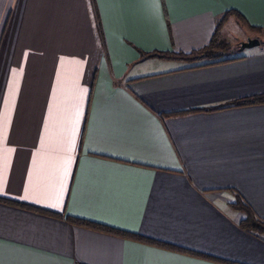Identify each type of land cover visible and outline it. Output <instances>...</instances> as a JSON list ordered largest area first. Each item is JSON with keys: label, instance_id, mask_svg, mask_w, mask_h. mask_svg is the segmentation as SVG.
Instances as JSON below:
<instances>
[{"label": "crops", "instance_id": "1", "mask_svg": "<svg viewBox=\"0 0 264 264\" xmlns=\"http://www.w3.org/2000/svg\"><path fill=\"white\" fill-rule=\"evenodd\" d=\"M248 26L264 0H0V264H222L68 218L264 264L231 206L264 220V105L177 114L264 93V46L208 65L143 55L234 49Z\"/></svg>", "mask_w": 264, "mask_h": 264}, {"label": "trees", "instance_id": "2", "mask_svg": "<svg viewBox=\"0 0 264 264\" xmlns=\"http://www.w3.org/2000/svg\"><path fill=\"white\" fill-rule=\"evenodd\" d=\"M230 17H236L238 20L243 21L244 19L237 11H228L226 12L223 22H227ZM249 29L257 34H264V28L260 27H252L248 26ZM239 49V48H238ZM236 51L232 49L231 44L227 43L225 40H221L219 38L214 37L213 41L206 46L205 48L201 50H196L191 53H183V52H172V53H149V54H143L144 58H152V57H158L160 59L164 60H177V61H183L189 64H217V63H223V62H229L232 60H236L239 58H233V54H235ZM240 51L238 52V54ZM204 61H207L204 63ZM258 105H264V93L245 97L240 100H236L234 102H230L222 107H214V108H206V109H199V110H186L182 112H178V115H185L189 113L194 112H214L220 109L225 108H236V107H248V106H258ZM232 208H234L237 211H240L244 214V220L241 222L242 228L244 230L252 232L258 236H264V220L257 217L255 211L243 200L240 199V197H236L235 201L231 204ZM68 221L75 224L80 225L83 227H86L91 230L104 232L107 234H111L114 236L122 237L128 240H132L135 242H139L142 244L174 251L177 253L194 256L198 258H203L205 260L214 261L222 264H231L228 262H223L216 260L214 258L203 256L200 254H197L192 251L183 250L174 246H171L169 244L155 241L149 238H145L139 235H134L131 233L115 230L106 226L97 225L94 223L81 221L77 219L68 218Z\"/></svg>", "mask_w": 264, "mask_h": 264}, {"label": "rangeland", "instance_id": "3", "mask_svg": "<svg viewBox=\"0 0 264 264\" xmlns=\"http://www.w3.org/2000/svg\"><path fill=\"white\" fill-rule=\"evenodd\" d=\"M234 24H230L227 28L231 27ZM226 28V29H227ZM249 29L240 27V28H234V30H229L228 35L230 37L229 41L234 44L235 48L233 49L235 52V54H233L234 56L238 55L239 52V47H240V43L246 41L247 39H249V36H251L253 33L248 31ZM225 31V30H224ZM261 44L264 46V34H261ZM240 40V41H239ZM260 47H256V48H252V49H246L244 51H240V53L243 54H249L250 52L259 50Z\"/></svg>", "mask_w": 264, "mask_h": 264}, {"label": "water", "instance_id": "4", "mask_svg": "<svg viewBox=\"0 0 264 264\" xmlns=\"http://www.w3.org/2000/svg\"><path fill=\"white\" fill-rule=\"evenodd\" d=\"M260 45L261 40L259 38H249L246 41L240 43L239 50L242 52L246 49L259 47Z\"/></svg>", "mask_w": 264, "mask_h": 264}, {"label": "snow or ice", "instance_id": "5", "mask_svg": "<svg viewBox=\"0 0 264 264\" xmlns=\"http://www.w3.org/2000/svg\"><path fill=\"white\" fill-rule=\"evenodd\" d=\"M184 264H194V262H184Z\"/></svg>", "mask_w": 264, "mask_h": 264}]
</instances>
